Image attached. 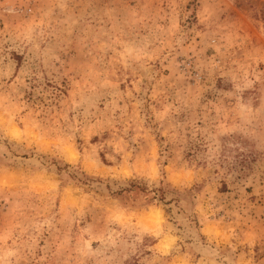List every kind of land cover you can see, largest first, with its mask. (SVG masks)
Segmentation results:
<instances>
[{
  "label": "rangeland",
  "instance_id": "obj_1",
  "mask_svg": "<svg viewBox=\"0 0 264 264\" xmlns=\"http://www.w3.org/2000/svg\"><path fill=\"white\" fill-rule=\"evenodd\" d=\"M0 264H264V0H0Z\"/></svg>",
  "mask_w": 264,
  "mask_h": 264
}]
</instances>
